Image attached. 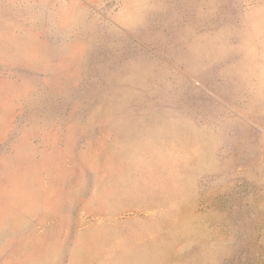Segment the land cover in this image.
Here are the masks:
<instances>
[{"label": "rangeland", "instance_id": "1", "mask_svg": "<svg viewBox=\"0 0 264 264\" xmlns=\"http://www.w3.org/2000/svg\"><path fill=\"white\" fill-rule=\"evenodd\" d=\"M0 264H264V0H0Z\"/></svg>", "mask_w": 264, "mask_h": 264}]
</instances>
